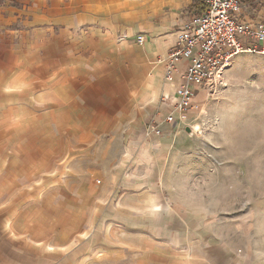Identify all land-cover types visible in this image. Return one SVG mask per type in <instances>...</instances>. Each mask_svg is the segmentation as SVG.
<instances>
[{
  "label": "rangeland",
  "instance_id": "1",
  "mask_svg": "<svg viewBox=\"0 0 264 264\" xmlns=\"http://www.w3.org/2000/svg\"><path fill=\"white\" fill-rule=\"evenodd\" d=\"M41 21L38 0L0 5V193L19 229L67 264H264V55L236 56L169 150L140 145L113 178L94 139L110 125L98 95L117 90L112 67L58 65V28L48 37ZM144 124L148 139L156 121Z\"/></svg>",
  "mask_w": 264,
  "mask_h": 264
},
{
  "label": "crops",
  "instance_id": "2",
  "mask_svg": "<svg viewBox=\"0 0 264 264\" xmlns=\"http://www.w3.org/2000/svg\"><path fill=\"white\" fill-rule=\"evenodd\" d=\"M38 1L41 3L42 33L49 37L56 32L52 29L58 28V58L54 62L70 64L68 67L83 65L91 70L109 66L118 82L117 90L98 95L104 100L110 125L103 134L99 127L94 131L100 132L94 139H104L107 144L103 158H95V161L114 163L115 169L108 173L116 178L124 171L132 170L127 165L138 156L140 145L144 152L154 147H159L161 152L169 150L173 145L169 144V135L176 128L165 123L162 135L148 134L146 139L144 122L150 118L159 121L171 109L170 103L174 100L180 77L177 75L174 82L166 81L165 67L158 59L165 56L174 44L175 31L183 19L199 12L200 6H193L197 0ZM241 15L245 19L264 22V0H245ZM124 34L129 37L122 38ZM138 34L145 35L143 44L137 43L135 36ZM70 72L65 70V74ZM164 96H168L165 101ZM198 97L202 99L201 95ZM120 140L124 141L125 150L110 155L108 147H117ZM158 157L152 153L145 155L144 161L152 158L157 162ZM120 193L121 196L116 197L115 211H128L124 199L126 192L121 190ZM120 193L118 190L117 196ZM1 200L0 193V264H56V259L57 264H67L66 258L60 254L52 256L54 252L51 250L55 247L49 245L48 237L36 239L31 231H21L16 216L9 207L2 205ZM149 203V209H152L150 200ZM121 218L122 224H130L129 216L122 214ZM126 245L125 250L131 249L129 241ZM137 250L138 254L140 250L145 251Z\"/></svg>",
  "mask_w": 264,
  "mask_h": 264
},
{
  "label": "built area",
  "instance_id": "3",
  "mask_svg": "<svg viewBox=\"0 0 264 264\" xmlns=\"http://www.w3.org/2000/svg\"><path fill=\"white\" fill-rule=\"evenodd\" d=\"M202 1L204 11L183 19L175 31L174 44L158 59L165 67L166 81L174 82L177 75L180 80L170 111L148 127L147 135H162L165 123L176 129L180 124L191 125L192 114L202 111L203 101L198 96L206 90L217 91L223 83L225 70L236 56L243 53L264 55V22L242 17L245 0ZM135 39L143 44L145 35L138 34ZM163 98L165 101L168 96Z\"/></svg>",
  "mask_w": 264,
  "mask_h": 264
},
{
  "label": "trees",
  "instance_id": "4",
  "mask_svg": "<svg viewBox=\"0 0 264 264\" xmlns=\"http://www.w3.org/2000/svg\"><path fill=\"white\" fill-rule=\"evenodd\" d=\"M3 3H4V0H0V5H3ZM193 6H200V9H199V12H202V11H204V9H205V5H204V2L202 1V0H197L194 4H193Z\"/></svg>",
  "mask_w": 264,
  "mask_h": 264
},
{
  "label": "water",
  "instance_id": "5",
  "mask_svg": "<svg viewBox=\"0 0 264 264\" xmlns=\"http://www.w3.org/2000/svg\"><path fill=\"white\" fill-rule=\"evenodd\" d=\"M186 130H187L188 132H191V129H190L189 127H186Z\"/></svg>",
  "mask_w": 264,
  "mask_h": 264
},
{
  "label": "bare ground",
  "instance_id": "6",
  "mask_svg": "<svg viewBox=\"0 0 264 264\" xmlns=\"http://www.w3.org/2000/svg\"><path fill=\"white\" fill-rule=\"evenodd\" d=\"M231 66V64L229 65V67Z\"/></svg>",
  "mask_w": 264,
  "mask_h": 264
}]
</instances>
